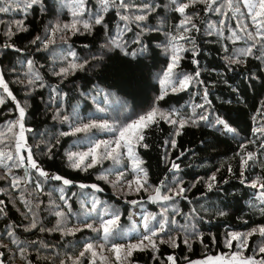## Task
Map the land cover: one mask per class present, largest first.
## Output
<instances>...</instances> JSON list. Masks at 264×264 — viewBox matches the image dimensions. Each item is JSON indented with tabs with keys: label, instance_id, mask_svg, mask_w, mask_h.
<instances>
[{
	"label": "trees",
	"instance_id": "obj_1",
	"mask_svg": "<svg viewBox=\"0 0 264 264\" xmlns=\"http://www.w3.org/2000/svg\"><path fill=\"white\" fill-rule=\"evenodd\" d=\"M76 2L40 0L25 10L16 0L10 4L0 0V7L10 9L0 13V72L15 96L12 100L0 89V97L5 99L0 105V133L12 136L8 125L19 117L18 101L25 109L28 148L38 167L47 173L40 175L26 160L23 167L11 168L7 175V170L0 167V177L6 176L0 179V253L4 254L0 259L4 264H60L61 260L72 264L69 257H78L91 243L99 253L96 264H116L114 254L108 251L112 244H137L148 234L146 222L155 229L164 218L175 223H169L165 232L153 238L158 251L136 250L129 264H169V255L176 257V264H189L241 251L237 241L231 248L226 246L228 234H247L264 227V198L260 195L264 189L251 186L253 181H264V133L255 131L264 128V39L251 55H241L253 44L241 31L247 24L248 31L254 33L247 10L241 3L244 15L233 13L219 0L213 6L222 7L227 15L206 12L202 3L187 9L198 30L183 33L190 39L178 41L183 49L179 63L171 83L162 85L160 81L171 62V35L183 19L174 11L172 0H128L154 9L139 22L122 21L120 15L146 14L142 7L125 10L109 6L103 11L99 0H84L80 11L85 14L79 19L90 20L99 13L107 27L95 25L87 32L81 24L80 32L61 29L53 35L55 25L72 22ZM186 2L176 0L177 4ZM17 21H22L19 27ZM9 28L13 33L10 36L6 35ZM233 32L241 39L234 40ZM37 36L40 40L33 43ZM112 40L121 47L116 48ZM28 61H32L31 66ZM70 63L84 67L56 75ZM37 75L40 79H35ZM183 75L193 80L186 89H179L176 81ZM173 87L177 90L172 91ZM153 108L165 115L171 113L172 120L188 123L180 128L178 123L158 116V122L144 129L141 143L147 147L137 144L134 152L143 162L139 168L147 172L146 191L136 190L135 180L137 176L143 179V173L134 167L126 149H120L122 155L116 159H101L91 168L86 167L90 157L81 168L71 166L69 153L87 152L100 142L114 148L119 127ZM201 116L207 119L201 120ZM218 118L225 120L232 131L218 125ZM85 124L97 126L74 131ZM5 147L14 153V145L7 140L0 143V148ZM104 149L101 144L99 151ZM21 154L26 157L27 149ZM12 163L8 161L9 166ZM173 163L178 168L174 169ZM26 173V179L14 189L12 179ZM55 176L72 183L65 185L63 180L52 178ZM157 186L163 187V195H173L178 186L185 191L174 200L154 202L149 196L155 195ZM21 193L27 204L20 199ZM58 212L66 216L62 218ZM113 215L119 216L118 225L105 240L102 230L94 229H100L101 223ZM33 220L37 227L25 231ZM58 221H62V231H47ZM88 224L93 228H87ZM170 237L176 247L160 243ZM13 239L21 243L14 244ZM261 243L264 236L258 231L248 237L244 257L264 258L258 251ZM21 247L27 249L23 258ZM91 260V253H86L80 264H90Z\"/></svg>",
	"mask_w": 264,
	"mask_h": 264
},
{
	"label": "snow or ice",
	"instance_id": "obj_2",
	"mask_svg": "<svg viewBox=\"0 0 264 264\" xmlns=\"http://www.w3.org/2000/svg\"><path fill=\"white\" fill-rule=\"evenodd\" d=\"M18 4L22 3L24 9H29L32 8L34 5L38 4L40 0H16ZM101 8L103 11H107L109 6L118 8V9H125L128 10L130 8H139L142 7L143 9L146 10V14L142 15H134V16H129L127 14L120 15L118 12L117 14L120 15V19L122 21H132V22H139V21H144L147 19V12L153 11V7L149 4H144V5H135L131 4L128 2V0H99ZM221 5L226 4L227 8L231 10L233 13L236 12H241V8L239 5L242 3L244 8L247 10V19L251 21V25L254 29V33L248 31V25L245 24L241 27V31L245 32L247 38L251 41H253V44L248 47L247 49L242 50L241 55L248 56L252 54V49L256 47L257 44H260L261 39H264V0H219ZM5 3H12V0H5ZM172 3L175 5L174 11L182 14L183 19L180 20L179 24L176 26V33L171 35V62L169 63L167 70L164 72V79H161L160 83L162 85H166L168 83H171V76L173 73V70L176 68V66L179 63L180 56L179 52L182 51L183 49L179 46L178 41L180 40H189L190 37L188 35H185L183 33H189L191 29H197L196 24L193 22L194 16L193 15H187L186 10L189 9L190 7H193L197 3H202L206 5L205 11H211L215 12L218 14L222 15H227L226 13L222 12V7H214L213 5L218 3V0H188L186 3H176V0H172ZM75 7L77 8V11L72 12V16L74 19L70 24H57L55 25L52 29L51 32L54 35L56 31L61 30V29H71L74 33L75 32H80V27L79 25L82 24V27L84 31L91 32L93 27L95 25H103L105 28L107 25L104 24V17L103 15L96 13L94 14V17L92 19H84L81 20L79 17L83 16L85 13L83 11H80V9L84 8V0H77L75 3ZM9 7H0V13H7L9 11ZM195 15H198L195 14ZM241 15H244L243 12H241ZM221 24L224 23L223 20L220 21ZM17 26L22 24V21H17L16 22ZM189 25L191 27H189ZM211 27H215V25H210ZM12 30L9 28L8 32L6 35H12ZM233 38L234 40H239L241 39L240 36L236 35L235 32H233ZM40 40V37L37 36L36 39L33 41V43H36V41ZM54 42V41H50ZM111 43L116 47L120 48L121 45L116 43L115 40H112ZM167 51V48H166ZM126 55L128 53H125ZM74 56L75 54L72 53ZM135 55V53H133ZM238 62V61H237ZM87 63V61H85ZM193 63H196L194 60ZM28 64L31 66L32 61H28ZM84 67V64H77V63H70L67 67L61 68L59 73H56V75H67L69 74L70 71H73L77 68L82 69ZM197 77L199 76V72L195 74ZM35 79H40V77L37 75ZM193 77L190 75H183V78H180L176 81V83L179 86V89H186L189 84L192 82ZM34 81H29V83H33ZM0 89L4 93H7L8 97H10L12 100H15V96L12 95L11 91L8 88V84L4 80L3 73L0 72ZM177 88L173 87L172 91H176ZM163 98V95L160 97V99ZM5 103V99L3 97H0V105ZM16 107L19 111V117L15 122H10L8 125V132L12 133L11 137L6 136L3 133H0V137H3L0 139V143H5L7 140L8 142L12 143L14 145V153L12 151L6 150L5 148H0V167H3L7 170V173L11 172V168H21L25 164V160L27 161V164L30 168L36 169L38 172H40V175L46 176L47 173L43 172L42 169L38 167L37 162L32 156L31 149L28 148L26 139L24 137V116H25V109L20 105V103L17 101L16 102ZM200 107H203V105H200ZM171 113L168 115H165L163 113L158 112L157 109L153 108L151 111H149L147 114L142 115L138 117L137 120L132 121L131 123H127L125 125H122L119 127L118 132V138L113 141L115 144V147H111L108 145L107 142H100L95 144L93 147H90L87 152L83 153H69L68 154V159L72 161L71 166L74 168H81V166L85 163L86 160H89V157L91 158L90 161L87 163L86 167L91 168L97 163L100 162L101 159H106V158H112L116 159L119 155H122L120 152V149H126L127 150V155L132 159L134 167L138 168L140 172L143 173V179H141L139 176H137L135 180V184L137 185L136 190L139 191L141 189H144L145 191L147 190V172L143 168H139V165L142 164L143 162L139 160V157L135 154L134 148L137 144H139L142 147H147L146 144H142L141 142L144 140V129L148 128L152 123L158 122L157 117L159 116L160 118L163 119H168L170 123L173 124H179L180 128H182L188 121L186 120H172L170 119ZM67 119V118H65ZM201 120L207 119L206 116H201ZM216 123L218 125H222L224 128H226L229 131H232V129L228 126L225 120L223 119H217ZM97 125L95 124H85L83 128H75V132H81V131H87L90 127H96ZM18 127V131H13V129ZM104 127H107V124L104 125ZM255 131L264 133V128L256 129ZM179 134V132H177ZM173 146H175V141L172 142ZM101 144L105 145V149L103 152H100L99 149L101 148ZM22 149H27V156L21 154ZM251 153L248 154V158H251ZM8 161H13L12 165H8ZM244 165L247 164V160L243 161ZM173 168H178V165L173 163ZM27 177V173L25 174V177H15L11 181V186L16 189L20 187V183L22 180H25ZM5 177H0V179H4ZM55 180H63V184L68 185L72 183L71 181L64 179L60 176H55L52 177ZM212 180H215V176L211 177ZM163 183V182H161ZM131 187V183L129 185ZM212 185L209 184V187ZM251 186L253 188L259 187L260 189H264V181H253ZM81 187H85V185H81ZM92 188H96V185H92ZM0 191H3V189H0ZM62 191V189H61ZM184 188L182 186H178V190L173 193V195H161V188L157 186L154 189L155 195L149 196V199L151 200H163V201H169V200H174L176 196H180L184 192ZM261 197L264 198V191H261L260 193ZM20 199L27 204V201L25 200L23 193L20 195ZM61 200L64 199L63 196L60 197ZM3 201H0V204H2ZM66 203V201H65ZM135 203V201H133ZM39 207V205H37ZM95 208V204H93V209ZM30 211L32 209H29ZM3 210L0 209V212ZM71 211V206L69 205V213ZM167 211V209H165ZM58 216L60 217H65L66 214L64 212H58ZM146 221L149 218H145ZM151 219H155V217H151ZM119 221V216L118 215H113L112 219H109L107 221H104L101 223L100 229H94L95 231H101L103 233V239L108 240L109 237L112 235L113 230L117 227ZM62 221H58L56 227L54 229H47V231H62L60 228V224ZM169 223H175V221L169 222L167 218H164L160 221H158V228H151L149 224L146 222L144 224V227L148 229V234L144 235L143 238L137 243V244H112L111 247L108 249V251L112 252L115 256V261L116 264H129V260L133 255V252L136 250L143 251L145 248H151L153 251H158V245L156 241L153 239L154 237H157L159 233L165 232ZM37 227V221L33 220L32 223L28 228L25 229V231H30L31 229H34ZM87 228H93V225L88 224L86 225ZM41 231H45L44 228H40ZM80 229H76V231H79ZM70 232L72 230H69ZM259 232L261 236H264V227H261L259 229H254L252 232H249L247 234H242V233H236L232 232L229 233V238L226 239L225 244L227 247L231 248L233 245V241H237V247L241 249V251L237 252H232L230 255L225 254V255H219L216 257L208 256L205 260L203 261H190L189 264H264V258H261L260 260H257L254 257H244L243 255V249H246L248 247L247 240L248 237L251 235L255 234L256 232ZM9 236H12L13 233L9 232ZM147 242V243H145ZM12 243L14 244H20L21 242L19 240L13 239ZM160 243H169L170 246L176 247L175 239L171 238L168 241L165 240H160ZM184 243L186 245L189 244V241L187 239L184 240ZM100 248H103V245L99 246ZM20 255L23 258L25 252L27 249L21 247L19 249ZM259 253H264V243H261V245L258 248ZM86 253H91L92 260L90 261V264H96V257L99 255L97 252L96 248L94 247L93 244L88 243L85 245L84 251H81L79 256L76 258H71L69 259L72 260V264H80V260L82 257H85ZM4 254L0 253V257H2ZM101 259L103 261H107L106 257L101 256ZM167 261L169 264H176V257L173 255L167 256ZM0 264H4L3 260L0 259ZM30 264V262H29ZM60 264H65L63 260H61Z\"/></svg>",
	"mask_w": 264,
	"mask_h": 264
},
{
	"label": "water",
	"instance_id": "obj_3",
	"mask_svg": "<svg viewBox=\"0 0 264 264\" xmlns=\"http://www.w3.org/2000/svg\"><path fill=\"white\" fill-rule=\"evenodd\" d=\"M25 169L27 171V166H25ZM160 188H161V195H163V193H162L163 187L161 186ZM153 201L154 202H160V201H163V200H153Z\"/></svg>",
	"mask_w": 264,
	"mask_h": 264
},
{
	"label": "rangeland",
	"instance_id": "obj_4",
	"mask_svg": "<svg viewBox=\"0 0 264 264\" xmlns=\"http://www.w3.org/2000/svg\"><path fill=\"white\" fill-rule=\"evenodd\" d=\"M24 137L26 139L25 133H24ZM27 142V141H26ZM28 146V145H27ZM23 150V149H22ZM219 256V255H218ZM212 257H216V256H212ZM195 261H201V260H195ZM203 261V260H202Z\"/></svg>",
	"mask_w": 264,
	"mask_h": 264
},
{
	"label": "built area",
	"instance_id": "obj_5",
	"mask_svg": "<svg viewBox=\"0 0 264 264\" xmlns=\"http://www.w3.org/2000/svg\"><path fill=\"white\" fill-rule=\"evenodd\" d=\"M6 47H10V45H5Z\"/></svg>",
	"mask_w": 264,
	"mask_h": 264
}]
</instances>
